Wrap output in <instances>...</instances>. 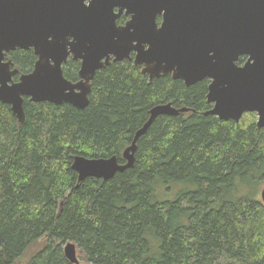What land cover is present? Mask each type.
Here are the masks:
<instances>
[{
	"label": "trees",
	"instance_id": "trees-1",
	"mask_svg": "<svg viewBox=\"0 0 264 264\" xmlns=\"http://www.w3.org/2000/svg\"><path fill=\"white\" fill-rule=\"evenodd\" d=\"M6 60L16 81L36 57L16 50ZM78 69L69 59L63 75L75 83ZM208 84L149 81L124 60L94 75L83 110L24 99L18 123L0 103V264H70L68 242L87 264H263L264 128L254 114L238 123L205 115ZM165 104L187 112L156 118L131 168L78 182L73 157L124 165L150 110Z\"/></svg>",
	"mask_w": 264,
	"mask_h": 264
},
{
	"label": "water",
	"instance_id": "water-1",
	"mask_svg": "<svg viewBox=\"0 0 264 264\" xmlns=\"http://www.w3.org/2000/svg\"><path fill=\"white\" fill-rule=\"evenodd\" d=\"M122 13L129 19L117 26ZM31 49L32 71L14 81L18 71L7 55ZM69 59L80 63L75 83L63 75ZM124 60L149 81L170 75L189 87L206 79L211 108L205 115L238 123L256 114V128H264V0H0V103L18 123L25 119L24 99L85 109L94 75ZM186 112L153 107L124 151V165L114 157L76 156L71 170L78 182L113 178L132 167L136 142L156 118ZM258 196L264 208V187ZM62 250L67 262L80 264L73 243Z\"/></svg>",
	"mask_w": 264,
	"mask_h": 264
},
{
	"label": "rangeland",
	"instance_id": "rangeland-1",
	"mask_svg": "<svg viewBox=\"0 0 264 264\" xmlns=\"http://www.w3.org/2000/svg\"><path fill=\"white\" fill-rule=\"evenodd\" d=\"M244 115H245V114H244ZM246 115H247V114H246ZM254 115H255V117H256V114H254ZM242 118H243V117H242ZM242 118H241V119H242ZM256 120H257V117H256ZM173 195H175L174 192L168 194L169 198H170V197H173ZM258 197H259V196H258ZM62 248H63V247H62ZM32 252H33V250L29 251L27 257H28L30 254H32ZM78 260H79V262H81V263H83V264H87V263L84 261V259H83V261H82V259L78 258Z\"/></svg>",
	"mask_w": 264,
	"mask_h": 264
},
{
	"label": "flooded vegetation",
	"instance_id": "flooded-vegetation-1",
	"mask_svg": "<svg viewBox=\"0 0 264 264\" xmlns=\"http://www.w3.org/2000/svg\"><path fill=\"white\" fill-rule=\"evenodd\" d=\"M161 22V21H160ZM160 22L159 23H157L158 25L160 24ZM132 56H134L133 54H131V58H133ZM127 61H129V60H127ZM130 62H132V61H130ZM78 64H80L79 62H78ZM209 82V81H208ZM209 85V84H208ZM207 103V102H206ZM208 104V103H207ZM210 106V108H211V105H209Z\"/></svg>",
	"mask_w": 264,
	"mask_h": 264
},
{
	"label": "bare ground",
	"instance_id": "bare-ground-1",
	"mask_svg": "<svg viewBox=\"0 0 264 264\" xmlns=\"http://www.w3.org/2000/svg\"><path fill=\"white\" fill-rule=\"evenodd\" d=\"M173 188V187H172ZM172 200V199H171ZM174 200V199H173Z\"/></svg>",
	"mask_w": 264,
	"mask_h": 264
}]
</instances>
